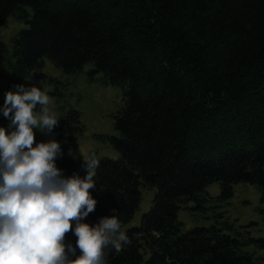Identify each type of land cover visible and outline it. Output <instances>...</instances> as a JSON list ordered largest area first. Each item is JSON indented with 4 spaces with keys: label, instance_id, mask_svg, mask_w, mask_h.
<instances>
[{
    "label": "trees",
    "instance_id": "16d2710c",
    "mask_svg": "<svg viewBox=\"0 0 264 264\" xmlns=\"http://www.w3.org/2000/svg\"><path fill=\"white\" fill-rule=\"evenodd\" d=\"M9 16L28 24L11 38L12 76L45 56L65 73L90 64L122 88L116 133L106 135L119 156L98 158L89 190L97 204L85 220L116 208L125 224L140 187L155 191L110 264H264L224 227L183 230L177 218L183 204L207 199L212 182L222 198L237 182L264 198V0H0V25ZM82 130L79 112L68 109L55 129L63 152L78 153ZM82 164L57 159L65 175L85 176Z\"/></svg>",
    "mask_w": 264,
    "mask_h": 264
},
{
    "label": "clouds",
    "instance_id": "9594fccd",
    "mask_svg": "<svg viewBox=\"0 0 264 264\" xmlns=\"http://www.w3.org/2000/svg\"><path fill=\"white\" fill-rule=\"evenodd\" d=\"M13 87L0 105L8 120L0 125V264H110L109 252L132 241L116 208L97 222L85 220L97 204L89 190L100 160L94 152L82 156L86 175H65L57 166L61 142L35 141L34 129L53 134L59 124L52 97L36 84ZM69 232L75 244L66 240Z\"/></svg>",
    "mask_w": 264,
    "mask_h": 264
},
{
    "label": "rangeland",
    "instance_id": "374dc122",
    "mask_svg": "<svg viewBox=\"0 0 264 264\" xmlns=\"http://www.w3.org/2000/svg\"><path fill=\"white\" fill-rule=\"evenodd\" d=\"M27 26L13 16L0 25V99L6 91H15L13 86L16 84H36L52 97L53 104L49 107L59 118L72 108L80 114L83 130L77 136L78 153L64 151V154L82 160L93 152L97 158H117L119 153L110 145L106 135L116 133L113 115L123 104L121 86L102 82L101 73L90 72V64L76 72L65 73L45 56L40 57L27 74L12 76L8 69V62L12 60L11 38ZM48 77L54 80L49 81ZM56 127L53 134L34 129L35 141L55 138ZM140 190L138 207L123 225L124 230L139 225L142 213L152 204L155 188L140 187ZM205 192V201H189L179 208L177 218L183 230L215 224L244 241V250L264 257V198L259 188L251 183L237 182L232 185L231 196L222 198L219 183L212 182L205 187Z\"/></svg>",
    "mask_w": 264,
    "mask_h": 264
}]
</instances>
